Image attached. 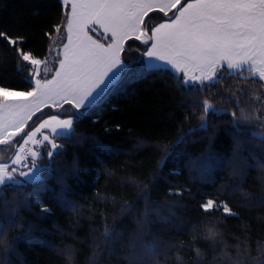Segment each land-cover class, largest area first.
<instances>
[{
    "label": "trees",
    "instance_id": "16d2710c",
    "mask_svg": "<svg viewBox=\"0 0 264 264\" xmlns=\"http://www.w3.org/2000/svg\"><path fill=\"white\" fill-rule=\"evenodd\" d=\"M63 19L61 0H0V31L25 36L28 50L47 59L50 69L56 66L57 36L50 40L45 32ZM123 56L138 67L134 48ZM16 65L13 50L0 41V85L24 87L28 69L21 73ZM225 86L257 88L238 73H231ZM223 87L217 85L212 101L217 107H227ZM207 95V90L185 92L172 76L155 72L125 80L75 124V137L56 140L63 148L40 180L12 187L0 198V225L7 218L0 227V264H69L66 248L72 250L71 264H128L129 240L141 231L137 221L146 208L143 242L157 244L160 264H227L221 257L225 244L235 257L233 246L245 239L251 255H257L264 243V172L257 163L264 143L253 133L262 130L237 133L229 115L219 114L209 118L206 131L187 134L199 124L196 101ZM182 134L185 139L177 145ZM234 137L241 145L235 161ZM169 189H190V194L170 195ZM206 196L226 200L238 215L206 217L199 208ZM37 200L50 211L42 212ZM124 201L130 207L122 211ZM208 221L218 222L221 232L215 245L203 238L202 224ZM105 224L117 239L103 238ZM5 245H11L7 252Z\"/></svg>",
    "mask_w": 264,
    "mask_h": 264
},
{
    "label": "snow or ice",
    "instance_id": "6c2138e0",
    "mask_svg": "<svg viewBox=\"0 0 264 264\" xmlns=\"http://www.w3.org/2000/svg\"><path fill=\"white\" fill-rule=\"evenodd\" d=\"M61 9L63 23L45 32L50 40L55 34L53 44L63 50L62 58L58 53L56 66L51 69L46 59L28 50L25 36L0 31V41L16 57L17 71L28 69L22 76L23 88L0 85V151L11 150L6 158L0 156V198L12 187L40 180L41 171L51 169L63 148L56 140L75 137L76 123L104 103L125 80L134 81L146 71L172 76L185 92L207 90L208 95L196 101L201 109L199 124L187 134L206 131L211 116L227 114L237 133L252 127L261 129L253 135L264 143V94L257 92V88L264 89V83L257 84L256 80L264 81V0H61ZM133 48L136 68L121 55ZM232 70L238 71L242 82L257 88L225 86ZM245 71L248 75H243ZM217 85L224 86L220 95L227 107L212 102ZM184 139L182 134L176 144ZM234 139L233 161L241 147L239 139ZM29 143L40 145L42 151L28 149ZM170 151L162 158L161 167ZM44 158L49 161L47 165L38 162ZM261 161L264 157L257 162L264 172ZM186 191L190 194V189H169V194L183 196ZM36 203L42 212L50 211L42 201ZM129 207L124 201L122 211ZM199 208L206 217L217 212L221 216L238 215L219 196L203 197ZM147 214L146 208L144 219L137 221L141 231L129 240L128 264H160L157 244L143 242L142 232L148 231ZM6 220L0 227L6 226ZM217 224H202L203 238L213 245L221 236ZM118 235L105 224V240L111 242ZM9 247L5 245L4 251ZM233 247L235 257L226 244L221 252L227 264H264V243L258 244L255 256L246 239ZM196 253L201 255L199 249ZM65 254L71 264L72 250L66 248Z\"/></svg>",
    "mask_w": 264,
    "mask_h": 264
},
{
    "label": "rangeland",
    "instance_id": "374dc122",
    "mask_svg": "<svg viewBox=\"0 0 264 264\" xmlns=\"http://www.w3.org/2000/svg\"><path fill=\"white\" fill-rule=\"evenodd\" d=\"M58 47L59 46H57V45H53V47H52V49H53V52L54 53H56L57 52V50H58ZM52 52V53H53ZM51 53V54H52ZM122 56L124 55V53H122L121 54ZM146 59V58H145ZM47 60V59H46ZM48 61V60H47ZM49 66H51L50 65V62L48 61V67ZM258 67H260V65L258 64L257 65ZM246 73H247V71H245ZM231 73H238V71L237 70H232L231 71ZM258 78V77H257ZM262 83H264V81H262ZM9 99H25V98H23V97H10ZM51 138V137H50ZM57 143V142H56ZM28 149H31V150H37V151H42V147L40 146V145H36V144H34V143H29L27 146H26ZM10 151L11 150H3V151H0V156H3V157H7L8 155H10ZM47 161H48V159H47ZM39 163H42V164H45V165H47L48 163H46V161H43V160H39L38 161ZM22 170H25V171H27V169H22ZM40 176H41V173L39 174Z\"/></svg>",
    "mask_w": 264,
    "mask_h": 264
},
{
    "label": "crops",
    "instance_id": "0c3cea01",
    "mask_svg": "<svg viewBox=\"0 0 264 264\" xmlns=\"http://www.w3.org/2000/svg\"><path fill=\"white\" fill-rule=\"evenodd\" d=\"M58 53H59V56L62 58L63 50H62V47H60V46L58 47L56 54L58 55Z\"/></svg>",
    "mask_w": 264,
    "mask_h": 264
}]
</instances>
